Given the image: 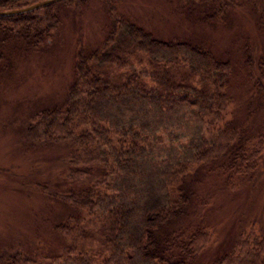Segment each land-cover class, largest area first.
I'll return each mask as SVG.
<instances>
[{"label": "trees", "instance_id": "16d2710c", "mask_svg": "<svg viewBox=\"0 0 264 264\" xmlns=\"http://www.w3.org/2000/svg\"><path fill=\"white\" fill-rule=\"evenodd\" d=\"M41 1L0 0V10ZM117 1L104 2L109 31L99 47L81 44L64 103L33 112L24 135L35 146L68 149L71 188L51 191L70 213L54 226L65 248L55 256L1 251L0 264H202L213 235L198 213L194 182L203 185L222 168L230 182L248 186L264 175V134L247 137L225 124L233 63L199 41L156 37L119 13ZM88 3L64 0L0 17V75L13 68L11 51L54 40L61 8ZM216 5L215 17L225 19L238 2L210 0ZM258 18L264 29L262 11ZM256 51L245 64L261 97L264 50ZM237 225L232 244L209 264H264V218Z\"/></svg>", "mask_w": 264, "mask_h": 264}, {"label": "rangeland", "instance_id": "374dc122", "mask_svg": "<svg viewBox=\"0 0 264 264\" xmlns=\"http://www.w3.org/2000/svg\"><path fill=\"white\" fill-rule=\"evenodd\" d=\"M248 1L237 0L225 19L215 17L218 5L211 8L210 0H120L115 5L119 13L141 22L160 39L199 41L219 58L230 60L234 74L225 124L257 137L264 134V96L254 93L245 61L248 51L264 50V29L258 18L264 13V0ZM104 2L89 0L81 11L61 8L60 33L46 48L7 54L13 68L0 75V252L22 249L55 256L65 248L54 226L70 213L51 191L71 188L64 169L68 149L35 146L24 135L33 112L64 103L81 44L86 51L93 50L106 37L109 17ZM228 177L222 168L206 177L207 183L194 182L198 213L213 235L202 264H209L232 244L240 220L264 218V175L253 186L237 178L230 182ZM228 181L230 187L225 188ZM199 215L195 222L201 221Z\"/></svg>", "mask_w": 264, "mask_h": 264}, {"label": "water", "instance_id": "95a60500", "mask_svg": "<svg viewBox=\"0 0 264 264\" xmlns=\"http://www.w3.org/2000/svg\"><path fill=\"white\" fill-rule=\"evenodd\" d=\"M60 1H64V0H44V1L32 4V5L20 8V9L0 10V17L8 18V17L16 16V15L34 12V11L46 8Z\"/></svg>", "mask_w": 264, "mask_h": 264}]
</instances>
